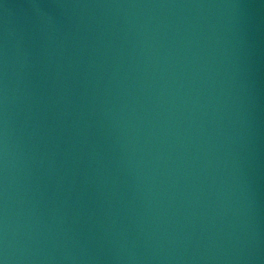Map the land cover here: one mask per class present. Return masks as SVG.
<instances>
[{
  "label": "water",
  "instance_id": "1",
  "mask_svg": "<svg viewBox=\"0 0 264 264\" xmlns=\"http://www.w3.org/2000/svg\"><path fill=\"white\" fill-rule=\"evenodd\" d=\"M0 264H264V0H0Z\"/></svg>",
  "mask_w": 264,
  "mask_h": 264
}]
</instances>
